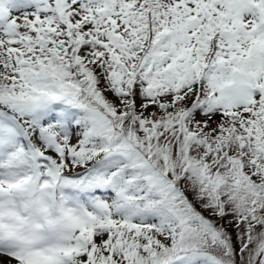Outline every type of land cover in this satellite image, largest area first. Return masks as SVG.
Returning a JSON list of instances; mask_svg holds the SVG:
<instances>
[{
	"label": "snow or ice",
	"instance_id": "snow-or-ice-1",
	"mask_svg": "<svg viewBox=\"0 0 264 264\" xmlns=\"http://www.w3.org/2000/svg\"><path fill=\"white\" fill-rule=\"evenodd\" d=\"M0 264H264V0H0Z\"/></svg>",
	"mask_w": 264,
	"mask_h": 264
}]
</instances>
